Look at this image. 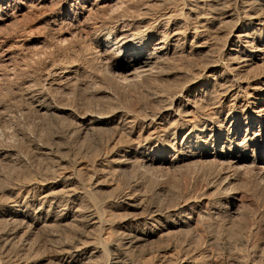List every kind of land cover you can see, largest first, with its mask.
Instances as JSON below:
<instances>
[{
  "label": "bare ground",
  "instance_id": "bare-ground-1",
  "mask_svg": "<svg viewBox=\"0 0 264 264\" xmlns=\"http://www.w3.org/2000/svg\"><path fill=\"white\" fill-rule=\"evenodd\" d=\"M0 26V71L26 59L23 103L0 99V264L259 256L264 0H0Z\"/></svg>",
  "mask_w": 264,
  "mask_h": 264
},
{
  "label": "rangeland",
  "instance_id": "rangeland-1",
  "mask_svg": "<svg viewBox=\"0 0 264 264\" xmlns=\"http://www.w3.org/2000/svg\"><path fill=\"white\" fill-rule=\"evenodd\" d=\"M38 16L39 14V12H33V13H27L26 15H24L23 16V18H20V23L23 21V22H27V24H28V26H30V28H32L31 30H33V33L35 32V30H36V32H39L40 31V27H41V25L39 26V24L36 22H34V21H31V20H37V18H35V17H37V16H35V14ZM27 16V18H25ZM25 19V20H24ZM29 19H31V20H29ZM28 20V21H27ZM22 22V23H23ZM29 22V23H28ZM31 22H33V24H34V26H32L33 24L31 23ZM31 23V24H30ZM24 24V23H23ZM11 26V25H10ZM32 26V27H31ZM5 27V28H4ZM12 27H14V25L12 24ZM36 27V28H35ZM37 28H38V30H37ZM4 29V30H3ZM11 29H13V28H11ZM10 28H9V26H7V28H6V26H0V37H4L5 35L6 36H8V34L10 35L11 33V30ZM29 35H30V33H29ZM35 35H36V33H35ZM40 45L41 44H35L33 47L35 48V46H36V48L35 49H37V47L40 49ZM41 48H42V45H41ZM33 49V48H32ZM31 49V50H32ZM17 51H20V48H17L16 49ZM25 61H26V59H23L22 57H17V59H15L14 60V62H12L10 65H6V66H4V70H3V68L1 69V71H0V73L3 75V76H5L7 79H14V81L16 80L17 82H15V83H17L16 85H11V87L12 86H15V87H12V89H10V91L8 92L7 90H0V99L3 101V102H5L6 100L8 101H6V103H10L11 105L13 104L15 107V110L18 108V105H20V104H22L23 103V100H24V97L23 96H20L23 100L21 101V103H17V100L16 99H18V102L20 101L19 99H21V98H19L18 96L19 95H22V92L21 91H16L17 90V88L19 89V85L21 86V84H22V82H23V78L24 77H22V76H24V72H23V69H25ZM30 65V64H29ZM5 74V75H4ZM9 76H8V75ZM11 74V75H10ZM15 78H14V77ZM21 76V77H20ZM1 78L0 79V85L2 86L3 84H5L6 83V78ZM19 77V78H18ZM22 79V80H21ZM2 80V81H1ZM6 80V81H5ZM20 80V81H19ZM20 82V83H19ZM14 83V84H15ZM1 86H0V89H1ZM9 90V89H8ZM11 90H14V91H16V92H18V93H20V94H17V97H16V99H14V96H13V92L11 91ZM7 91V92H6ZM8 93V95H6L5 93ZM2 93H4V94H2ZM10 94V95H9ZM6 95V96H5ZM11 96V97H10ZM3 97V98H2ZM13 97V98H12ZM16 102H14V101ZM12 101V102H11ZM18 104V105H17ZM17 105V106H16ZM2 110H0V112H1ZM32 111V110H31ZM33 112V111H32ZM31 115H34V113H30ZM0 115H1V113H0ZM178 173V172H177ZM176 173V178H168L167 179V181H166V185H168V186H166V188L168 187V188H170L171 186V190H172V192H170L171 194H176L177 192H179V189L181 190H183V181H182V179L179 177L180 175V173H178L177 174ZM173 177V176H172ZM172 180V181H171ZM168 182V183H167ZM170 182V183H169ZM173 184V185H172ZM169 185H170V187H169ZM179 185V186H178ZM202 185V183L201 182H198L197 183V188H200V186ZM152 186V185H151ZM151 186H146V185H144V190H145V192L147 193V194H150L151 193ZM175 186V187H174ZM244 186V187H243ZM243 191H244V188H245V191L247 190L248 191V193H246L247 195L246 196H248V194H249V200L252 202V204L251 203H249L250 205H252L251 207L250 206H248V208L250 207V209H248L246 212H248L247 214H248V220H252V218L256 215H258L259 217H260V214L261 215H263L262 214V211H263V209H264V193H262V191L260 190V188H256V186L255 185H252V184H247L246 186L243 184ZM181 187V188H180ZM142 189H143V187H142ZM144 190H142V191H144ZM173 190H174V192H173ZM177 190V191H176ZM174 194V195H175ZM165 196L166 195H163L162 196V199H166L165 198ZM153 199V200H152ZM159 199H161V198H159ZM150 202L152 203V204H157V203H159V200H158V198L157 197H155L154 195H152L151 196V198H150ZM248 205V204H247ZM263 207V208H262ZM259 210L261 211V212H259ZM251 214V215H250ZM243 221V220H242ZM208 222V221H207ZM262 222V223H261ZM211 223V222H210ZM209 222H208V224H210ZM238 223V224H237ZM264 221L262 220H259V222H258V225H259V232H258V235H257V237H259L258 239H259V241H258V239H257V242H264ZM236 224L237 225H240V222H236ZM217 229V227L215 226L214 228H212V230H216ZM208 230H210V229H208ZM207 230V231H208ZM261 230H263V231H261ZM206 232V231H205ZM206 233H208V232H206ZM205 233V235L207 236L208 234H206ZM204 234V233H203ZM260 234V235H259ZM155 243H157V244H155ZM159 243V241L158 240H156V241H154V244L156 245V247H159V251H158V256H163L162 258H164V254H165V258L167 257V258H170V256H172V252H173V250H171V249H169V251H168V249H165L164 248V243H162V242H160V243H162V244H158ZM153 244V245H154ZM257 244H259V243H257ZM159 245V246H158ZM162 245V247H163V249H162V247L160 248V246ZM240 247H242V246H240ZM238 248V250L237 251H241V249H243V251L242 252H240V253H238L236 250V252L235 251H233L232 253L234 254V255H236V256H234L232 253H231V251L229 252V251H224L225 253L223 254L222 252V250L220 251L221 253H218L219 254V256H218V258L216 257V255H218L217 253H215L214 254V256H215V258H217L218 259V263L220 262V261H223L222 263L220 262L219 264H245V262H248L249 260V262H251L252 261V263L254 262V263H256L257 261L256 260H258V258L260 259V260H258L259 262L261 261V263H259V262H257L256 264H264V244H262V245H259V246H256L255 244H254V247L256 248V247H259V248H256V250L258 251L257 253H258V255L259 256H257V257H254V255H252V254H254L253 253V251H251V249L249 248V247H247V246H243V248ZM253 246H251V248H254ZM244 248L247 250H244ZM165 249V250H164ZM240 249V250H239ZM259 249H260V251H259ZM234 250V249H233ZM251 251L250 252V255H251V258H250V255H249V251ZM254 250V249H253ZM255 250V251H256ZM165 251V252H164ZM172 251V252H171ZM244 251H246L245 253H243ZM162 254H160V253ZM235 252V253H234ZM164 253V254H163ZM230 253H231V255H230ZM238 253V254H237ZM167 254V255H166ZM220 254H221V256H220ZM228 254H229V256L230 257H232V259L228 256ZM241 254V255H240ZM244 254H246V255H244V257L247 259H245V258H243V255ZM234 256V258H233V256ZM249 255V256H248ZM224 256V257H223ZM226 256H228V257H226ZM249 258H248V257ZM253 256V257H252ZM223 259H222V258ZM226 257V258H225ZM228 258V259H227ZM229 258H230V260H229ZM237 258H242L243 260H241V262L239 261V259H238V261L236 260ZM254 258V259H253ZM256 258V259H255ZM221 259V260H220ZM246 261H245V260ZM253 259V260H252ZM233 260H235V261H233ZM256 262H255V261ZM102 261V260H101ZM100 261V262H101ZM243 261H245V262H243ZM229 262V263H228Z\"/></svg>",
  "mask_w": 264,
  "mask_h": 264
}]
</instances>
